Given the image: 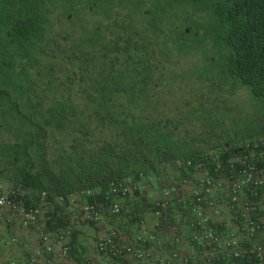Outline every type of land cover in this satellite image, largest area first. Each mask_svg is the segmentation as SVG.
<instances>
[{
    "label": "rangeland",
    "instance_id": "rangeland-1",
    "mask_svg": "<svg viewBox=\"0 0 264 264\" xmlns=\"http://www.w3.org/2000/svg\"><path fill=\"white\" fill-rule=\"evenodd\" d=\"M224 26L211 7L194 0H105L103 4L58 0L51 9L45 37L35 49L39 64L33 70L31 90L9 97L17 99L22 115L32 119L34 105L37 115L55 102L69 101L67 129L48 128L49 164L60 173L61 167L66 168L65 155L76 156L75 151L82 158L90 152L99 156L104 148L121 155L126 160V177L140 191L122 201L121 218L135 223L139 205L146 202L144 195L149 194L153 201L160 198L178 173L163 165L147 168L142 156L147 146L140 131L130 132L133 122L174 136L179 151L196 157H222L228 150V157L235 158L229 148L264 133V106L225 71ZM131 53L136 56L130 64L126 58ZM139 54L146 60L139 63ZM115 76L136 89L140 82L141 87L147 84L152 99H136L139 103L126 111L124 95L112 97L107 106L98 101L102 113L109 112L114 120L109 124L97 119L100 113L93 97L107 92ZM3 85L0 79L1 92ZM7 97L0 95V175L8 189L19 188L31 206L47 214L49 209L39 198L41 191L25 179L16 158L22 147L15 145H23L29 122L11 109ZM134 115L138 118L132 120ZM84 145L89 153L84 152ZM113 219L117 218L78 223L74 238L81 247L74 249L72 257L97 258L95 243ZM14 237L17 242L9 244ZM39 242L37 227L32 224L20 218L1 220L0 264L22 259ZM188 245L189 251L192 246ZM49 259L41 264H64Z\"/></svg>",
    "mask_w": 264,
    "mask_h": 264
},
{
    "label": "built area",
    "instance_id": "built-area-1",
    "mask_svg": "<svg viewBox=\"0 0 264 264\" xmlns=\"http://www.w3.org/2000/svg\"><path fill=\"white\" fill-rule=\"evenodd\" d=\"M242 154L228 157L207 156L200 161L178 162L189 169L173 184L166 186L156 202L154 220L143 217L138 224L114 222L96 241L100 264H194L193 253L205 264L214 261L229 264H264V237L261 205L264 200V135L245 142ZM127 187L124 188L126 192ZM85 190L56 195L55 202H68L71 223L52 228L50 219L55 202L47 190L40 194V207L32 208L19 188L8 189L0 176V221L20 218L37 227L39 244L22 259L5 264H41L46 258L73 263V230L80 222H102L118 217L122 206L113 203L106 210L102 204L82 201ZM87 193H90L88 191ZM174 198L177 221L170 217ZM222 201L229 204V219H223ZM50 220V221H49ZM227 226L219 230L218 222ZM222 222V223H223ZM14 237L9 244L17 242ZM170 246L167 253L156 255L157 247ZM76 264H95L83 260Z\"/></svg>",
    "mask_w": 264,
    "mask_h": 264
},
{
    "label": "trees",
    "instance_id": "trees-1",
    "mask_svg": "<svg viewBox=\"0 0 264 264\" xmlns=\"http://www.w3.org/2000/svg\"><path fill=\"white\" fill-rule=\"evenodd\" d=\"M57 1L0 0V79L5 83L3 92L0 90V95L3 93L8 95V99H5L6 103L11 100V109L19 112L24 120L29 122V129L23 145L19 143L15 145L22 147L19 156L16 158L19 160L18 164L29 184L34 185L41 192L47 190L53 198L58 194L67 195L85 190L86 193L82 196V201L96 203L97 206L102 204L106 210H108L107 206L113 203H119L123 206L122 201L124 199L130 200L133 191L136 194H140V191L133 189L132 180L128 179L124 173L125 158L111 149L104 148L99 152V156H96L95 154L91 155V152L89 153L88 148L84 145V152L89 154H85L84 158H82L83 154L78 151H75L76 156L65 155L66 168L61 167L60 173H55L49 164L47 157L48 128L54 127L59 131L67 129L72 105L69 101L55 102L49 105L46 111L37 115L36 105H34V119H32L27 115H22L16 104L17 99L9 97L15 92L23 95L25 91L31 90L33 70L39 64L35 49L45 37L51 9ZM92 1H97L99 4L105 2V0ZM194 1L211 7L215 19L218 18L225 24L224 59L226 73L239 85L248 88L257 97L260 105L264 106V0ZM91 4L96 5V3ZM135 56V53H131L128 58H125L131 64L134 63ZM138 58L141 59L138 60L139 63L146 60V57L141 54ZM145 81L149 82L148 79ZM141 85L142 82L138 84L136 89L131 84L127 85L122 82L119 76H115L107 92L93 97L97 113H100L96 115L97 119L109 124L114 123L109 112L103 111L102 113L98 101H102L107 106V104H111L110 99L112 97L124 95L126 100L123 104L126 111L127 108L132 109L133 103H139L138 100L135 101L136 99H149L151 94L147 93V84L144 83L142 87ZM28 100L34 104L31 99ZM130 115L133 116V114ZM137 118L138 116L134 115L132 120ZM137 131H140V138L147 146V153L142 154L147 168L163 165L173 171L174 168L178 167V160L200 161L204 159L205 155L196 157L179 151L174 145V136L161 130L156 128L146 130L139 123L133 122L130 126V132ZM239 148V146H233L229 148V152L238 156L244 151V149L239 150ZM13 150L16 151L14 148ZM228 156L230 153L227 150L222 155L224 163ZM125 187L128 188L126 192L124 191ZM88 191L90 193H87ZM68 206V202L55 204L51 221L49 220L50 225L53 224L52 228L53 226H65L71 223V210ZM30 207L35 208L37 206L30 204ZM261 214L264 221V212L262 211ZM134 218L136 220L133 222H136L137 214L136 217L134 215ZM75 230L76 228L73 230L74 234H76ZM259 237H264V223ZM74 240L73 252L75 248L81 247L80 244L75 243L77 242L76 237ZM73 259L71 264L83 261L76 260L74 257ZM84 260L100 264L96 257Z\"/></svg>",
    "mask_w": 264,
    "mask_h": 264
},
{
    "label": "clouds",
    "instance_id": "clouds-1",
    "mask_svg": "<svg viewBox=\"0 0 264 264\" xmlns=\"http://www.w3.org/2000/svg\"><path fill=\"white\" fill-rule=\"evenodd\" d=\"M261 135H264V133H261V134H258L257 136H261ZM257 136H255V137H257ZM255 137H253V139L255 138ZM244 144V143H243ZM243 144H241L240 146H242ZM239 146V147H240ZM237 147V146H236ZM210 156H212V155H210ZM205 157V156H204ZM207 157V156H206ZM222 158V157H221ZM226 158H228V157H226ZM223 159V158H222ZM187 162V161H182V160H178L177 161V166H178V162ZM187 170H189L186 166L184 167V168H180L179 166L176 168V171H177V176H176V178L174 179V181H172L171 183H169V184H167L166 186H168V185H170V184H173V183H175L176 181H177V179L179 178V177H182V176H184V175H186L187 174ZM1 176V175H0ZM141 176V175H140ZM2 178V177H1ZM165 186V187H166ZM164 187V188H165ZM164 188H163V190H164ZM135 190V189H134ZM137 190V189H136ZM163 190H162V195H161V197L160 198H162L163 197ZM135 192L133 191V193H132V195L130 196V197H132L133 196V194H134ZM142 193V192H141ZM136 194V193H135ZM58 195H60V194H58ZM63 195V194H62ZM145 197L143 198V200L144 201H146L145 202V204L144 203H142L141 205H139V211H138V213H137V221L135 222V223H129V222H127L126 220H124L125 218H121L122 216H123V214H124V210H122V213H121V215H119L118 217H113V218H117V219H113V221L114 222H117V220L118 219H120L121 218V222L120 223H126V224H128V225H136L137 224V222L139 223V221L143 218V217H148V219L151 221V222H153V220H154V217H153V211H154V206H155V204H156V202L157 201H159L160 200V198H158V199H156L155 201H153V200H151V199H149L148 197H149V194H147V195H144ZM52 197V196H51ZM146 198V199H145ZM52 199L54 200V202H55V197L53 198L52 197ZM55 204H56V202H55ZM122 208H123V206H122ZM146 208H147V210L149 209V211L150 212H147V210H146ZM170 217L172 216L175 220L177 219V217H176V213H175V201H174V198H172L171 200H170ZM110 218V217H109ZM223 218V217H222ZM224 219V218H223ZM105 220V219H104ZM177 221V220H176ZM101 222V221H100ZM100 222H97V223H100ZM113 222V223H114ZM223 221L222 220H220L219 222H218V227H219V230H225L226 228H227V226L224 224V222L222 223ZM90 223H92V222H90ZM96 223V222H95ZM222 224H223V226H222ZM73 240H74V237H73ZM96 244V243H95ZM72 246H73V242H72ZM169 249H170V246H165V247H157L156 248V250H155V252H156V255H159V254H163V253H167L168 251H169ZM186 251L187 252H191V253H193V255H192V261H193V263L194 264H205L204 262H201V261H199V258L198 257H196V256H194L195 255V253L194 252H192V249L191 250H187L186 249ZM72 252H73V248H72ZM72 254V253H71ZM98 254V253H97ZM99 255V254H98ZM51 257V256H50ZM100 257V255L99 256H97V258H99ZM218 262V261H217ZM216 261H214L212 264H216L217 263ZM70 264V263H69Z\"/></svg>",
    "mask_w": 264,
    "mask_h": 264
},
{
    "label": "crops",
    "instance_id": "crops-1",
    "mask_svg": "<svg viewBox=\"0 0 264 264\" xmlns=\"http://www.w3.org/2000/svg\"><path fill=\"white\" fill-rule=\"evenodd\" d=\"M222 206H223V212L221 213V217H223L224 219L228 220L229 219L228 218L229 217V213L227 211H229V204H228L227 201H222ZM222 226H223V224H222ZM223 231H225V230H223ZM199 261L203 262L201 259H199ZM216 264H229V263H227V262H217Z\"/></svg>",
    "mask_w": 264,
    "mask_h": 264
}]
</instances>
